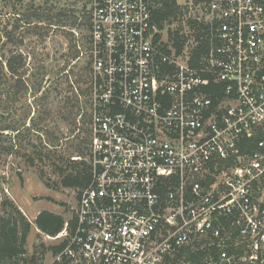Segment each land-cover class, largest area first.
Returning <instances> with one entry per match:
<instances>
[{"label": "built area", "instance_id": "2783aa9c", "mask_svg": "<svg viewBox=\"0 0 264 264\" xmlns=\"http://www.w3.org/2000/svg\"><path fill=\"white\" fill-rule=\"evenodd\" d=\"M153 2L89 1L90 178L50 264H264V0L188 6L181 51Z\"/></svg>", "mask_w": 264, "mask_h": 264}, {"label": "rangeland", "instance_id": "374dc122", "mask_svg": "<svg viewBox=\"0 0 264 264\" xmlns=\"http://www.w3.org/2000/svg\"><path fill=\"white\" fill-rule=\"evenodd\" d=\"M89 1L0 0V62L4 63L11 52H19L27 60L26 74L22 77L23 82L25 80L29 84L27 92L17 93L8 102L6 78L0 86V127L10 122L16 128L13 134L8 133V138L15 136L13 143L17 146L24 145L28 139L38 144L34 130L39 124L40 128L54 132L57 141L46 135L42 141L59 144L57 149H53L58 155L66 159L71 153L73 158L85 162L88 158L91 88ZM176 2L184 12L188 6L193 7L195 13L201 8L195 5V0ZM176 28V24L165 25L161 31L163 39L170 29ZM74 123L76 129L73 132ZM1 136L0 216L11 213L9 201L30 223L25 255L5 264H50V248L59 241H49L47 235L36 228L35 219L43 211L61 216L64 221L70 219L76 192L61 186V177L51 163L39 164L42 176L38 168L28 167L23 155L30 153L31 148L24 151L17 147L14 155H5L2 149L9 139ZM78 144L80 156L74 151ZM49 149L52 148L46 150Z\"/></svg>", "mask_w": 264, "mask_h": 264}, {"label": "trees", "instance_id": "16d2710c", "mask_svg": "<svg viewBox=\"0 0 264 264\" xmlns=\"http://www.w3.org/2000/svg\"><path fill=\"white\" fill-rule=\"evenodd\" d=\"M208 0H195V4L206 3ZM186 12L183 11L181 6H179L176 0H154L152 8V23L155 27L156 32L153 34V41L158 43V40L161 38L159 31L163 30L165 25L176 24L177 28L169 30L167 33V40L173 44L177 51H181L184 47L187 40L192 36L191 33L195 34V26L191 20L184 22L183 16ZM198 40V36H196ZM200 50L201 45L197 46ZM5 62H0V86L3 85V78H6V93L8 102L12 99V96L17 93H24L30 89L27 82H23L22 77L26 74V64L27 60L19 52H11ZM29 82V81H28ZM42 83V81H41ZM41 83H38V87H41ZM1 92V90H0ZM69 105V104H68ZM73 106L71 105L70 108ZM2 109V108H0ZM72 111V110H70ZM72 113V112H70ZM47 116V113L44 114ZM46 118V117H44ZM6 125V124H5ZM0 127V135L7 140L5 144L4 152L5 155L10 156L16 153L15 149L21 147L20 149L27 151L28 148H31L30 153H26L23 156L25 157V163L28 167L38 168L40 170V175H43L41 166L46 165L47 162L51 163L56 173H59L61 177L60 184L63 188L71 189L74 192L83 188L89 181L90 178V168L87 163L83 160H73L74 157L71 153L68 158L64 159L60 154H57V149L59 144H49L45 141H42L44 135L49 136L54 142L58 139L54 137V132H51L47 128H40L39 124L36 125L37 129L34 131L37 133V140L39 143H32L31 139H28L24 145L19 144L17 146L13 143V139L8 138V133L13 134L16 132V128L10 125V122ZM74 129L75 131V123ZM49 139V140H50ZM60 140V139H59ZM5 142V143H6ZM78 144L74 151L78 153L77 156H80L81 147ZM48 151L46 150L47 148ZM19 149V148H18ZM57 163V164H56ZM8 206L11 209V213H5L3 216H0V264H5L8 261H12L16 257L25 255V243L27 235L30 230V223L27 221L24 216L21 214L18 208H16L11 202H7ZM73 218L70 219L72 223ZM36 228L44 233L47 236H56L59 234L63 228L64 220L61 216L55 215L50 212L43 211L37 215L35 219ZM62 247V244L54 245L50 248L52 254L57 253Z\"/></svg>", "mask_w": 264, "mask_h": 264}]
</instances>
